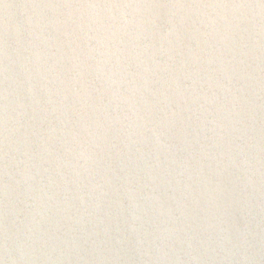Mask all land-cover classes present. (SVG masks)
I'll return each mask as SVG.
<instances>
[{
  "label": "water",
  "instance_id": "water-1",
  "mask_svg": "<svg viewBox=\"0 0 264 264\" xmlns=\"http://www.w3.org/2000/svg\"><path fill=\"white\" fill-rule=\"evenodd\" d=\"M0 264H264V0H0Z\"/></svg>",
  "mask_w": 264,
  "mask_h": 264
}]
</instances>
